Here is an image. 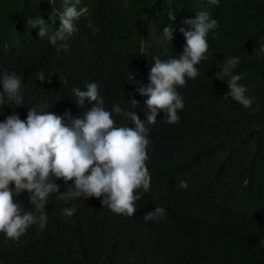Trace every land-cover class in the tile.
<instances>
[{
	"label": "trees",
	"instance_id": "1",
	"mask_svg": "<svg viewBox=\"0 0 264 264\" xmlns=\"http://www.w3.org/2000/svg\"><path fill=\"white\" fill-rule=\"evenodd\" d=\"M62 1L0 0V47L15 48L23 38L28 43L24 53L30 57L24 62L1 60L3 68L23 75L25 104L69 102L77 83L94 79L107 104L118 102L122 93L125 107H131L132 86L125 87L134 85L131 77L150 82L140 52L141 42L149 43L142 35L158 31L163 39L168 24L178 32L186 27L188 12L199 8L218 20L220 36L212 45V61L184 89L180 121L156 135L157 145L174 149L176 160L151 161V187L133 217L83 208V220L74 225L48 210L44 231L34 225L18 242L0 237V264H264V56L255 51L264 45V0H222L210 9L199 0H106L91 23H79L63 42L68 48L57 50L27 21L37 13L47 21ZM169 11L175 12L174 22ZM58 27L56 20L53 28ZM84 31L94 33L95 45L94 39L80 42ZM115 44L120 49L110 51ZM172 45L158 42L152 51L179 56L182 48ZM231 56L240 58L234 71L244 74L242 82L260 111L222 98L225 81L215 79L213 59ZM41 70L49 75L44 82L37 80ZM59 74L66 75V84ZM181 180L187 188L179 187ZM18 201L28 210L24 195ZM156 206L166 209V219L145 222L144 213Z\"/></svg>",
	"mask_w": 264,
	"mask_h": 264
},
{
	"label": "clouds",
	"instance_id": "2",
	"mask_svg": "<svg viewBox=\"0 0 264 264\" xmlns=\"http://www.w3.org/2000/svg\"><path fill=\"white\" fill-rule=\"evenodd\" d=\"M105 1L63 0L47 21L37 13L27 23L31 28L38 27L34 35L46 38L57 50H66L68 45L63 42L78 31L79 23H91ZM221 2L199 0L208 9ZM48 3L55 4V0ZM188 15L190 18L183 20L186 27L178 32L172 24L164 27L163 39L158 31L142 35L151 45L142 41L140 48L145 68L150 69V82L141 83L131 77L134 85L125 86H132L131 107H125L122 93L118 102L107 104L101 95L102 84L94 79L77 83L69 102L63 98L25 104L23 75L3 68L1 60L7 65L24 62L30 57L24 53L28 43L23 38L15 48L6 43L0 47V237L18 242L34 225L44 231L48 210L59 219L73 220L74 225L83 220V208H108L109 214L133 217L143 193L151 187V161L169 164L176 160L175 150L159 147L156 135L165 126L180 121L185 107L184 89L198 79L203 64L212 61V45L220 36V24L209 11L198 8ZM167 16L171 22L176 20L174 11ZM56 20L59 27L54 29ZM93 31L99 32L100 28L94 27ZM78 39L84 43L94 39V45L97 42L91 31H84ZM158 42L161 47H181L182 53L174 57L155 55L152 46L157 48ZM119 49L120 44H115L110 51ZM255 51L258 57L264 56V45ZM213 62L215 79L225 81L222 98L260 111V104L242 82L244 74L234 71L240 58L216 57ZM36 76L42 82L49 77L43 70ZM59 78L67 83L66 75L59 74ZM179 187L187 188V181L181 180ZM22 195L33 206L31 210H25L18 201ZM143 219H166V209L156 206L145 212Z\"/></svg>",
	"mask_w": 264,
	"mask_h": 264
},
{
	"label": "rangeland",
	"instance_id": "3",
	"mask_svg": "<svg viewBox=\"0 0 264 264\" xmlns=\"http://www.w3.org/2000/svg\"><path fill=\"white\" fill-rule=\"evenodd\" d=\"M52 92H56V91L54 90V88H52ZM91 198H96V197H91ZM98 199H101V198H98ZM32 208H33V206H32L30 203H28L27 209H28V210H31Z\"/></svg>",
	"mask_w": 264,
	"mask_h": 264
}]
</instances>
